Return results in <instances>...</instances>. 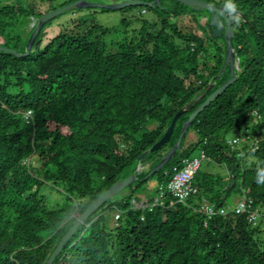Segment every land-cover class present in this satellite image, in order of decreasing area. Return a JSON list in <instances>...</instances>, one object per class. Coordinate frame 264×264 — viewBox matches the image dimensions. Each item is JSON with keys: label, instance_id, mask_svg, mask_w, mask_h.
<instances>
[{"label": "trees", "instance_id": "1", "mask_svg": "<svg viewBox=\"0 0 264 264\" xmlns=\"http://www.w3.org/2000/svg\"><path fill=\"white\" fill-rule=\"evenodd\" d=\"M11 1L0 6V46L22 54L35 26L21 35L20 23L45 13ZM172 1L170 8L162 9V0L141 6L157 14L156 22H142L137 36L112 53L100 38L64 29L44 44L52 20L27 56L0 52V264H46L75 219L132 174L135 181L93 213L52 264H264V222H250L251 212L264 215V0H208L228 11L237 78L193 119L180 150L149 175L189 116L232 77L224 28L218 38L209 17L197 25L203 35L171 23L188 13L196 24L200 13L209 16ZM194 101L169 141L148 152ZM190 133L197 139L186 146ZM247 137L258 138L254 150L250 140L232 144ZM197 151L227 173L199 168L196 193L177 203L167 185ZM238 181L242 197L230 209L244 199L247 212L211 218L201 212L206 204L228 210ZM44 187L61 190L64 201L50 208ZM145 193L146 202L135 207ZM113 209L121 215L110 228L105 215Z\"/></svg>", "mask_w": 264, "mask_h": 264}, {"label": "rangeland", "instance_id": "2", "mask_svg": "<svg viewBox=\"0 0 264 264\" xmlns=\"http://www.w3.org/2000/svg\"><path fill=\"white\" fill-rule=\"evenodd\" d=\"M7 0H0V6L6 2ZM17 1V0H13ZM22 2L24 5L33 4L34 5V11L36 13H47L53 10H56L58 8L64 7L66 5H69L72 0H18ZM115 3H123L126 1L131 0H84L85 3L89 4H97L101 6H109ZM146 2V0H140ZM208 2V0H203ZM215 1V0H214ZM220 1V0H216ZM10 2H12L10 0ZM75 2V1H74ZM72 3V2H71ZM162 9L163 8H170L175 5V3L172 0H162ZM189 16L186 17H180V18H172L170 19L171 23L177 22L179 25L184 26L185 28L192 29L195 32H198L199 35H203L200 30H198L197 25L200 24L203 26L205 22L208 20V15L206 13H200V15L197 16V24L190 19V16L193 15L188 13ZM38 18H34L31 20H28L29 24L25 26V22L22 20L20 23L18 30L19 34H23L24 31H26V34L30 32L34 26L37 25ZM123 20H128L129 24L124 25L122 23ZM157 20V14L153 11H149L146 9H143L142 7H133L132 9L126 8L124 11L122 9L120 10H112L107 12H102L101 9H73L71 11H67L60 16L54 18L49 26L46 27L45 33L46 37L44 38V44L55 34L58 33V31L61 30H68L71 31V33L80 32V33H88L89 39H95L100 38L105 43V49L106 52H114L116 50V44L118 42H122L125 39H132L135 38L142 26V22H156ZM160 28V25L157 26V29ZM106 30L105 32H103ZM25 38V36H24ZM26 39V38H25ZM235 67L238 65V62L236 61L234 63ZM149 128H152L150 126ZM230 135L226 136V140L228 141L230 139ZM197 137L194 133H190L187 136L185 145L195 142ZM252 140L250 139L249 145H251ZM240 146V145H239ZM237 150H240L241 147H236ZM194 157H200L199 151L195 152ZM250 160V159H247ZM31 164L36 168L38 167V159L33 158L31 161ZM200 171L212 174L214 176H220L224 177L227 173V170L224 166H216L211 165L206 160L201 162ZM154 184V183H152ZM150 184V185H152ZM148 188L149 193H153L154 186H150ZM239 188V181L237 183V188L234 190V192L229 196V198L225 201V206L230 208L234 207V203L239 200L242 196L240 192H238ZM41 194L44 196L46 202L48 203V206L50 208L54 207L55 204H61L62 201H64V194L63 192L52 190L49 187H44L41 190ZM139 202L137 204H134V206L141 207L140 204L146 202V193L139 195ZM119 214L118 211H115L114 209L107 212L105 215V222L108 227L112 228L116 223L115 216Z\"/></svg>", "mask_w": 264, "mask_h": 264}, {"label": "water", "instance_id": "3", "mask_svg": "<svg viewBox=\"0 0 264 264\" xmlns=\"http://www.w3.org/2000/svg\"><path fill=\"white\" fill-rule=\"evenodd\" d=\"M184 6H188L194 11H206L209 13V21H210V26L213 27L215 26L216 29L213 31L215 37L220 38L222 30L224 28V37L225 41L227 44V57L225 61V66L230 65L231 66V72H232V77L225 82L221 87H219L214 93H212L203 104H201L188 118L187 122L184 123L183 129L181 131L180 137L177 141V143L171 148L169 152L166 153L165 156L162 157L160 163L150 172L149 175L154 174L156 171L160 170L173 156L176 152L180 150L181 146V141L193 121V119L203 110L205 109L214 99H216L220 94L224 93V91L234 83L236 80V76L234 75V52L231 46V39L234 37V33L231 29V24L228 19V11L220 6H217L215 4H211L209 2L203 1V0H174ZM160 0H155L154 3H149V2H144L140 0H131V1H126L123 3H115L109 5V6H101L97 4H89L85 3L84 0H78L76 2L70 3L69 5H66L64 7L58 8L56 10L47 12L43 14L41 17L38 18L37 20V25L35 26L34 30L31 33V36L28 40V43L26 45L25 52L20 54L12 49L1 47L0 46V52L11 54L15 57H25L29 54L41 28L46 25L48 22L53 20L54 18L60 16L61 14L70 11L72 9H86V8H104L106 10H120V9H125L129 7H141V6H146V7H154L158 5ZM212 87V85L210 86ZM196 105V101L188 104L183 108L182 110L178 111L173 120L171 125L167 128L166 132L164 133V136L155 144L153 147L148 151V152H155L158 151L159 149L162 148L164 144H166L176 125L177 120L179 117L187 112L188 110H191L194 106ZM148 152H145L141 155L139 158V161L142 160L143 158L146 157ZM135 181V175H130L128 178L122 180V181H117L114 185H112L109 189H107L104 193L99 195L87 208L86 210L78 217L75 219L73 225L69 228V230L65 233V235L61 238L59 243L57 244L55 250L53 253L50 255L48 261L46 264H52L54 259L60 254L62 251L63 247L65 244L69 241V239L73 236L75 231L85 223V221L93 214L95 213L100 207L104 205V203L110 199H112L114 196L119 194L121 191H123L126 187L131 185Z\"/></svg>", "mask_w": 264, "mask_h": 264}, {"label": "built area", "instance_id": "4", "mask_svg": "<svg viewBox=\"0 0 264 264\" xmlns=\"http://www.w3.org/2000/svg\"><path fill=\"white\" fill-rule=\"evenodd\" d=\"M31 115L30 112L26 114V118ZM246 140H250V137L243 139H234L232 141L233 145H239L241 142ZM252 143L250 145L251 150H254V146L258 141V138H251ZM204 159V155L201 154L199 158H194L192 160H188L185 162L184 168L177 172L169 184L167 185L166 191L169 192L172 197H174L177 203L185 204V202L196 193V188L193 186L192 182L195 174L200 168L201 161ZM162 196V195H161ZM161 197L155 200L154 205H161ZM136 207V206H135ZM150 207V206H149ZM152 207V206H151ZM201 212H203L208 218L215 216H223L225 217L229 212L234 213L235 215H239L241 213L247 212V204L244 199L240 200L234 209H218L214 205L206 204L201 207ZM119 218V214L115 216L117 220ZM263 219L264 215L261 216L257 211H253L250 213V222L256 224L260 219Z\"/></svg>", "mask_w": 264, "mask_h": 264}, {"label": "clouds", "instance_id": "5", "mask_svg": "<svg viewBox=\"0 0 264 264\" xmlns=\"http://www.w3.org/2000/svg\"><path fill=\"white\" fill-rule=\"evenodd\" d=\"M233 7V11H235L236 9H235V6H232ZM237 20H239V16L237 17Z\"/></svg>", "mask_w": 264, "mask_h": 264}, {"label": "crops", "instance_id": "6", "mask_svg": "<svg viewBox=\"0 0 264 264\" xmlns=\"http://www.w3.org/2000/svg\"><path fill=\"white\" fill-rule=\"evenodd\" d=\"M151 187L154 186V184L150 185Z\"/></svg>", "mask_w": 264, "mask_h": 264}]
</instances>
